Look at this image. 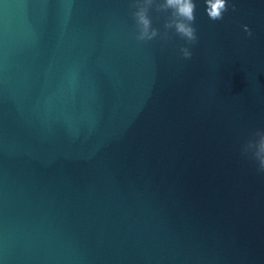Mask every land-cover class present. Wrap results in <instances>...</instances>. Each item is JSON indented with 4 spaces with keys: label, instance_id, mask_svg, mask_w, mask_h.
Wrapping results in <instances>:
<instances>
[{
    "label": "water",
    "instance_id": "obj_1",
    "mask_svg": "<svg viewBox=\"0 0 264 264\" xmlns=\"http://www.w3.org/2000/svg\"><path fill=\"white\" fill-rule=\"evenodd\" d=\"M195 2L0 0V264H264V0Z\"/></svg>",
    "mask_w": 264,
    "mask_h": 264
},
{
    "label": "clouds",
    "instance_id": "obj_2",
    "mask_svg": "<svg viewBox=\"0 0 264 264\" xmlns=\"http://www.w3.org/2000/svg\"><path fill=\"white\" fill-rule=\"evenodd\" d=\"M205 11L212 21H222L224 14L229 10V0H204ZM132 18L135 23V39L147 43L161 36L160 30L153 27L150 12L153 8L157 12L170 15L165 22V29L174 30L175 34L186 41L187 45H194L198 41L195 27L197 3L195 0H131ZM235 11V5L232 6ZM244 31L252 36V30L244 25ZM162 38L168 39L169 33L165 31ZM184 59H191L193 52L189 46L180 48ZM254 139L243 145L241 154L255 161L257 171L264 174V130L254 133Z\"/></svg>",
    "mask_w": 264,
    "mask_h": 264
}]
</instances>
